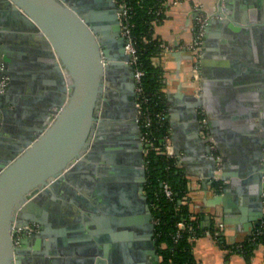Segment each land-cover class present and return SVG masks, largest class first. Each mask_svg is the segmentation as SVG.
Masks as SVG:
<instances>
[{"label": "water", "instance_id": "95a60500", "mask_svg": "<svg viewBox=\"0 0 264 264\" xmlns=\"http://www.w3.org/2000/svg\"><path fill=\"white\" fill-rule=\"evenodd\" d=\"M124 12L118 0H0V65L6 66L0 74L10 77L7 90L0 92V264H130L126 258L133 243L127 242L125 260L113 262V242L131 237L133 226L142 229L145 214L150 221L148 252L153 257L150 263L134 264L161 262L152 237L155 215L145 193L147 148L139 122L133 55L122 28ZM200 13L209 18L205 26L208 49L209 33L216 25L236 30L243 25L264 26V0H213L211 13L203 9ZM20 38L30 44L27 52H16ZM33 69L42 75L47 72L45 95L38 94L28 110L17 101L12 102L16 108L10 109L13 94L19 98L22 82H27ZM38 82L32 80L36 86ZM128 93L135 102L132 114L122 111ZM191 98L197 107L200 97ZM194 115L200 130L198 111ZM102 140L109 141L106 153L111 166L107 175L97 178L92 166L103 153ZM263 146V136L254 138L246 164L233 176H221L238 184L249 201V230L233 243L244 241L264 216ZM88 178L97 182L99 194L109 203L114 192L120 193L128 213L119 215L113 204L104 209L95 205L86 192ZM232 190L228 185L225 192ZM224 200V195L214 199L216 203ZM89 209L96 211L92 217ZM53 213L58 220L60 213L62 219L68 216L71 224L50 230L57 241L52 236L47 241V219ZM30 221L39 223L41 230L23 231L16 245L14 235ZM138 236L141 247L146 246L144 234ZM31 241L32 257L25 258ZM58 254L63 257H50Z\"/></svg>", "mask_w": 264, "mask_h": 264}, {"label": "crops", "instance_id": "0c3cea01", "mask_svg": "<svg viewBox=\"0 0 264 264\" xmlns=\"http://www.w3.org/2000/svg\"><path fill=\"white\" fill-rule=\"evenodd\" d=\"M173 1H168L167 18L155 27V34L164 41V53L156 61L165 69L168 132L178 165L189 179L190 208L196 215L203 216L201 225L207 229L195 241L197 264H264V244L258 245L248 259L241 252L223 247L209 230L216 216L222 219L221 234L225 231L226 235L221 238L225 237L227 244L243 238L249 230L248 197L231 178L223 180L221 176L225 173L233 176L236 169L251 157L254 138L264 137V26L243 25L236 30L216 25L209 33L212 37L209 49L205 46L208 41L205 30L199 58L200 79L196 80L194 67L197 57L191 48L195 18L200 9L211 13L213 0ZM4 15L2 12L3 18L6 17ZM20 40L16 52H27L24 50L29 49L30 44L23 42L22 38ZM204 49H208L206 55ZM30 72L27 82H22L19 98L13 94L10 109L16 108L12 103L16 101L24 109L32 108L38 94L45 95L49 88L44 81L48 79L47 72L44 71L43 75L40 70ZM32 80L39 85L33 84ZM191 97H200L197 107ZM195 110L198 111L199 123L201 112L207 116L211 138L202 134L201 123L198 130ZM259 123L262 127L257 126ZM216 177L223 184L219 194L213 187ZM228 185L233 186V190L226 193ZM218 195H224L225 200L216 203L214 199ZM54 213L47 219V241L51 236L57 237L54 229L67 228L71 224L68 216L62 219L60 213L58 220ZM40 230L39 224L37 232ZM50 230L53 231L51 234ZM67 235V239L71 238L69 233ZM27 247L30 248H26L25 258L32 257L34 242L31 241ZM75 256L81 255L76 253Z\"/></svg>", "mask_w": 264, "mask_h": 264}, {"label": "trees", "instance_id": "16d2710c", "mask_svg": "<svg viewBox=\"0 0 264 264\" xmlns=\"http://www.w3.org/2000/svg\"><path fill=\"white\" fill-rule=\"evenodd\" d=\"M120 1L128 6L126 22L131 28L137 48L136 66L143 71V91L140 95L142 123L147 117L151 119V125L143 127L148 142L146 192L155 215V238L161 256L160 264H197L194 254L195 241L203 236L207 229L201 225L203 216L191 211L188 177L175 160L164 152L165 136L169 133L168 119L160 120L157 115L160 112L167 113L168 103L164 90L165 69L156 61L164 53V41L155 34V27L167 18L169 0ZM164 181L168 182L173 190L172 198L164 192ZM213 187L221 192L223 184L218 180L214 182ZM180 221H185L184 228L179 227ZM213 227L214 223L209 229L211 232ZM219 242L223 247L241 252L250 259L255 248L264 244V235H260L256 240H252L251 235H248L244 241L231 244L226 243L225 237H220Z\"/></svg>", "mask_w": 264, "mask_h": 264}, {"label": "built area", "instance_id": "2783aa9c", "mask_svg": "<svg viewBox=\"0 0 264 264\" xmlns=\"http://www.w3.org/2000/svg\"><path fill=\"white\" fill-rule=\"evenodd\" d=\"M118 2L120 5L125 6V12L122 15V22H123L122 28H123V33L129 38V43L126 45L127 50L129 52H131L133 55L131 63L135 66V76H136V79L138 82L137 92H138V105H139V122L143 128L144 126L151 125V119L149 117H147L146 120L143 122L144 124L142 123L143 111H142V105L140 102V95H141V92L143 91V88L141 85L143 71L136 66V64H137V55H136L137 48L135 46L133 36L131 34V28L128 25V23L126 22V18L128 16L127 15L128 14V6L125 2H122L120 0H118ZM178 2H179V0L173 1V3H178ZM208 19H209L208 16L204 15L202 13L198 14V16L195 18V36H194V40L191 44V48L197 57V62H196L195 67H194V77L196 78V80L200 79V61H199L200 59L199 58H200V53H201V50L203 47V38H204L205 26L208 22ZM5 69H6V66L4 65V63H1L0 70H5ZM9 81H10V77L8 74H6V73L0 74V92H5L7 90ZM200 114H201L200 123L202 126L201 132L205 137L211 138L209 131H208V118L204 112H201ZM157 115H158L160 120L161 119L164 120L165 118H167V113H164V112H160ZM144 138L146 141V148H147L148 142H147V138H146V133H144ZM164 152L169 158H172L173 160H175V162L178 165V161L176 158V154H175L169 133L165 136ZM218 180L219 179L216 177V181H218ZM162 186H163L165 194L169 198H172L173 197V190H172L170 184L168 182L164 181L162 183ZM215 192L217 194L220 193L216 190H215ZM178 225L180 228H184L186 226L185 221H180L178 223ZM222 227H223V222H222L221 217L216 216L215 221H214L213 231H212V234L215 236L216 239H219L221 237ZM38 228H39V224L35 223V222H30L25 227L20 228L19 231L14 235V243L16 245L19 244V241H20V238L22 236L23 231H25L27 233H34L35 231L38 230ZM250 235H251L252 240H256L260 235H264V216L260 219V223L255 226V228L253 229V231L251 232ZM239 246L241 247V245H239Z\"/></svg>", "mask_w": 264, "mask_h": 264}, {"label": "flooded vegetation", "instance_id": "af4514ba", "mask_svg": "<svg viewBox=\"0 0 264 264\" xmlns=\"http://www.w3.org/2000/svg\"><path fill=\"white\" fill-rule=\"evenodd\" d=\"M132 81H133V79H131V78L128 79L127 80L128 85H131ZM126 88H127V85H126ZM127 96L128 97L124 98L125 100L123 99L126 106H125V109H123L122 111L125 113H128V114H132L135 110L134 97H132V95L129 93L127 94ZM109 109H110L109 107L106 108V110H109ZM115 114H118V112L116 111ZM101 144H102V149H103V151H102L103 153L101 155V158L93 161V166H92L93 171H94L95 175L97 176V178H99V177L103 178L105 175H107L108 174L107 170L111 166V163H110L111 157H109L108 154L106 153V150L109 149V141L102 140ZM121 182H123V181H119L120 184H121ZM146 183H145V193L147 194ZM85 187H86V192L90 193L89 196L95 205L104 209V208L109 207L110 204H113L112 208L115 207V209H117L120 212L119 215L123 214L125 216V214L128 213V209L125 207V205L120 200V197H121L120 193L114 192L113 195H111V197H112L111 200H109V201H111V203H109L106 201V197L104 195L99 194V192H98L99 186L97 185V182L94 183L93 181H91L90 178H88L86 181ZM121 211H123V212H121ZM95 213H96V211L94 209L88 210V214L90 217H92V214L95 215ZM128 215H130V214H127L126 217H128ZM147 217H148L147 214H145L144 215V225H143L144 227H142V229L134 228V226H133V228H130L134 232L131 237H129L128 239L127 238L121 239L118 237V238H116V240H114L113 244H115V246L113 247V254H114V257L112 259L113 262H121L122 260H125V257H123L122 254H123V251H125V249L126 250L128 249L127 248V242H128V240H130L133 243V251L129 252V256L126 258V260L130 264H134L137 262L143 263L145 261H147V263H150L149 261H151V257H153V256H152V254H150L148 252L151 249V247H150L151 239H150V237H148V233L150 230L149 229L150 221L147 220ZM30 222H34V221H30ZM35 223H37V222H35ZM37 231H35V232H37ZM138 234H144V242H145L146 246L141 247V245L138 241V239H139ZM152 237L155 238V234ZM136 244L138 245L137 248H135Z\"/></svg>", "mask_w": 264, "mask_h": 264}]
</instances>
